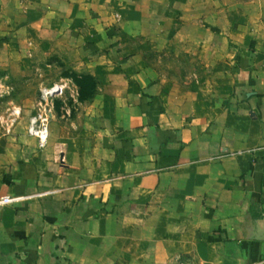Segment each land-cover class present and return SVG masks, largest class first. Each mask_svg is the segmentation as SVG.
<instances>
[{"label":"crops","instance_id":"obj_1","mask_svg":"<svg viewBox=\"0 0 264 264\" xmlns=\"http://www.w3.org/2000/svg\"><path fill=\"white\" fill-rule=\"evenodd\" d=\"M4 15L81 59L46 84L65 87L44 147L0 136V197H21L0 205V264H264V0H0ZM150 52L234 86L167 87Z\"/></svg>","mask_w":264,"mask_h":264},{"label":"rangeland","instance_id":"obj_2","mask_svg":"<svg viewBox=\"0 0 264 264\" xmlns=\"http://www.w3.org/2000/svg\"><path fill=\"white\" fill-rule=\"evenodd\" d=\"M2 7L8 11L6 4ZM9 22L5 15L0 16V136H27L28 121L37 110L40 88L53 79L79 71L69 61H79L81 55L77 50H68V61L62 62L44 39L16 30L14 25L10 28ZM193 56L191 54L193 59L188 55L158 57L152 52L149 55L153 62L156 61L154 67L158 72L165 74L167 87L175 83V86H185L190 90L217 88L225 91L234 86L230 69L223 67L218 70L221 78H214L213 67L198 63ZM208 91L207 98H214ZM221 97L223 100L227 97L225 92ZM6 122L11 127L10 132Z\"/></svg>","mask_w":264,"mask_h":264},{"label":"built area","instance_id":"obj_3","mask_svg":"<svg viewBox=\"0 0 264 264\" xmlns=\"http://www.w3.org/2000/svg\"><path fill=\"white\" fill-rule=\"evenodd\" d=\"M65 87L62 82H53L43 86L39 90V98L37 101V110L29 118L26 133L35 138L39 147H44L47 143L49 134V122L51 120V106L54 98L58 97ZM20 196H2L0 197V205L17 202ZM179 264H182L181 261Z\"/></svg>","mask_w":264,"mask_h":264}]
</instances>
